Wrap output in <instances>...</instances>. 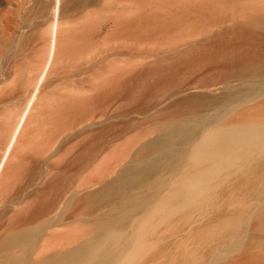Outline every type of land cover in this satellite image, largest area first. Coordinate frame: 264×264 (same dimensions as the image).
<instances>
[{
    "label": "rangeland",
    "instance_id": "rangeland-1",
    "mask_svg": "<svg viewBox=\"0 0 264 264\" xmlns=\"http://www.w3.org/2000/svg\"><path fill=\"white\" fill-rule=\"evenodd\" d=\"M64 2L61 0L59 6L60 30L53 63L38 84L35 106L27 117L24 136L19 139L6 177L7 190L3 187L6 191H0V238L10 225L12 212L23 204L6 202V195L20 200L22 195L41 189L46 179L60 177L62 182L66 179L67 194L71 196L65 194L64 204H59L53 217L63 218L64 213L72 212L74 196L92 192L95 198L89 205L95 208L89 212L87 202L82 213L65 219L69 220V228L58 230L85 241L88 250L94 252V264L109 259L106 251L109 255L134 252L135 263L143 264V255L154 250L146 245L148 238L162 232L161 207L175 203L178 168L196 160L191 147L200 139L194 136L191 143L185 140V136L199 132L196 118L184 127L165 125L172 119L161 111L187 96L227 99L245 90L238 81L231 82L230 91L220 84L200 86L202 81L209 82L210 76L200 70L197 51L190 57L195 60L193 64L174 62L177 54L191 44H204L191 42H200L210 31L219 29L209 15L179 10L176 6L180 0H90L71 10H63ZM52 5L53 0H0V155L46 61ZM239 14L244 18L243 12ZM166 75L171 78L165 79ZM257 86L255 83L254 88ZM216 107L209 112L218 111ZM158 124L165 126L154 131ZM111 127L92 161L83 168L76 163L70 165L84 146H93L101 130ZM119 127L126 132L112 140L113 129ZM144 141L152 144L151 150L141 161L131 163L129 159ZM261 142L254 140L249 147ZM242 150L243 145L216 167L241 169ZM250 153L254 157L255 150ZM68 162L69 167L63 171ZM29 166L31 186L25 175ZM95 176L115 183L104 190L100 184L89 183V179L88 184L81 181ZM191 184L188 179L186 185ZM55 190L51 189L52 193ZM73 217L80 218L79 225ZM31 227L34 238L0 251L1 262L44 264L37 253L27 258L24 249L27 251L37 236L50 229L38 221ZM90 227L96 229L95 233L88 232ZM132 238L138 249L130 247ZM62 242L53 247L59 248Z\"/></svg>",
    "mask_w": 264,
    "mask_h": 264
},
{
    "label": "bare ground",
    "instance_id": "bare-ground-1",
    "mask_svg": "<svg viewBox=\"0 0 264 264\" xmlns=\"http://www.w3.org/2000/svg\"><path fill=\"white\" fill-rule=\"evenodd\" d=\"M89 1L65 0L63 10H71ZM60 3L61 0H53L51 23L47 29L48 53L39 74L40 78L0 155V191L8 187L6 177L16 157L15 152L20 145L19 139L24 136L27 117L35 106L38 84L53 63L60 30L58 22ZM176 7L180 8H176L177 10L187 11L190 14L209 15L210 21L218 25L219 29L210 31L209 35L200 42H191L204 44L190 43L191 46L177 54L174 62L182 65L193 64L195 60L190 57L197 51L201 59L200 70L210 76L209 82L202 81L200 86L220 84L223 90L230 91L231 82L238 81L245 92L227 99L213 97L206 100L204 97L187 96L161 111L172 119L165 122V125L175 123L184 127L191 118H196L200 122L199 132L185 136V140L191 143L194 136L200 139L191 147L196 160L187 161L178 168L175 203L161 207L159 215L162 232L148 238L146 245L154 247V250L143 255L142 262L143 264H264V148L262 147L264 142V0H180V5ZM220 11L225 13L227 11L228 14H222ZM238 11L243 12L244 18L241 19ZM164 78L171 77L166 75ZM255 83L258 86L254 88ZM198 99H204V102ZM216 104L219 105L218 111L210 113L209 111L214 109ZM157 116L161 118V113ZM165 125L158 124L154 131L160 130ZM112 128L114 127L101 130L93 146L89 144L84 146L82 151L70 161V165L76 163L83 168L92 161L95 150L106 142V131ZM124 132L126 129L120 127L113 129L112 140L117 139ZM254 140L262 142L250 148L249 145ZM242 145L243 167L241 169L229 171L216 167L220 160L234 155L238 147ZM151 147L152 144L149 141L142 142L135 156V152L132 153L134 157L131 156L133 159H129L132 160L131 163L136 164L144 159ZM252 149L255 150L254 157L250 153ZM68 167L69 162L64 164L63 171ZM122 168L121 171H123ZM25 175L27 185L31 186L33 183L31 166L25 169ZM89 177L81 181L84 183L89 179L88 182L100 184L104 190H108L115 183L114 180L105 181L99 177L100 180L96 179V176L95 179ZM59 178L46 179L41 189L28 192L27 197L22 195L20 200L10 196L7 198L8 195H6V202L12 200L13 204L21 202L23 204L18 210L12 212L10 225H7L5 235L0 238V251L32 240L34 230L31 225L38 221L43 228L50 230L37 236L31 247L26 248L27 251L24 249L27 258L33 252L39 254V260H43L44 264H94L92 262L95 257L94 252L88 250L85 241L70 238L68 233L58 230L60 228L65 230L64 227L69 228L67 226L69 220L65 221V219L71 218L72 214L76 217V214L82 213L84 210L82 208L87 202L89 205V201L95 198L94 193L80 197L72 196L73 211L68 210L70 212L67 214L63 212L65 214L63 218L58 217L60 215L53 217V212L57 210L60 203L64 204L62 199L69 191L66 179L62 182ZM188 179L192 182L191 185H186ZM53 188L57 190L52 193ZM67 195L68 198L71 196V194ZM95 202L93 204H96ZM89 206L86 208L90 212L93 206ZM68 208L63 210L67 212ZM73 220L79 225L80 218ZM88 230L91 234L96 231L94 227ZM58 241H63L59 248L53 247L58 244L56 243ZM134 244L136 242H133L132 238L130 247L138 249ZM104 253L109 259H104L97 264H136L134 252L129 254L119 252L114 255H109L107 251ZM0 264L9 263L0 261ZM35 264L40 263L37 261Z\"/></svg>",
    "mask_w": 264,
    "mask_h": 264
}]
</instances>
